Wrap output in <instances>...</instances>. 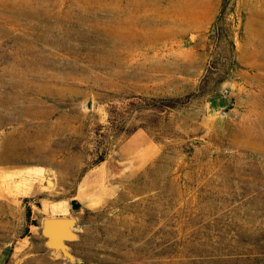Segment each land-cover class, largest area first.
Returning <instances> with one entry per match:
<instances>
[{
	"label": "rangeland",
	"instance_id": "rangeland-1",
	"mask_svg": "<svg viewBox=\"0 0 264 264\" xmlns=\"http://www.w3.org/2000/svg\"><path fill=\"white\" fill-rule=\"evenodd\" d=\"M136 130L159 156L99 192ZM0 264H264V0H0Z\"/></svg>",
	"mask_w": 264,
	"mask_h": 264
},
{
	"label": "crops",
	"instance_id": "crops-1",
	"mask_svg": "<svg viewBox=\"0 0 264 264\" xmlns=\"http://www.w3.org/2000/svg\"><path fill=\"white\" fill-rule=\"evenodd\" d=\"M228 103L229 99L221 94H217L211 98V104L215 107L224 106ZM159 154L160 147H158V143L152 139L148 132L144 130H136L131 133L118 147L117 154L115 156L113 155L108 158H104L97 165L100 173L103 174V177H106L105 179H99L98 191L101 192L103 188V190H106L109 194L110 190L115 191L120 186L124 188L126 185L129 188L130 182L125 180L129 178H125V175L128 174L131 169H139L146 166L150 162L154 161ZM119 174H122V179H118L115 176ZM121 193L124 194L123 191H121ZM106 200L110 204L109 195L106 197ZM55 215L59 216L66 214L57 213L47 216ZM5 246L6 244H3L1 249Z\"/></svg>",
	"mask_w": 264,
	"mask_h": 264
},
{
	"label": "water",
	"instance_id": "water-1",
	"mask_svg": "<svg viewBox=\"0 0 264 264\" xmlns=\"http://www.w3.org/2000/svg\"><path fill=\"white\" fill-rule=\"evenodd\" d=\"M77 217L75 215L44 216L40 225V232L44 236L43 243L50 248L52 254L60 252L69 260L79 258L70 250L69 241L78 237L76 230Z\"/></svg>",
	"mask_w": 264,
	"mask_h": 264
},
{
	"label": "trees",
	"instance_id": "trees-1",
	"mask_svg": "<svg viewBox=\"0 0 264 264\" xmlns=\"http://www.w3.org/2000/svg\"><path fill=\"white\" fill-rule=\"evenodd\" d=\"M173 102H178V100L177 99H171ZM163 106V105H162ZM73 207H72V209H78L79 208V202L77 201V200H73Z\"/></svg>",
	"mask_w": 264,
	"mask_h": 264
},
{
	"label": "built area",
	"instance_id": "built-area-1",
	"mask_svg": "<svg viewBox=\"0 0 264 264\" xmlns=\"http://www.w3.org/2000/svg\"><path fill=\"white\" fill-rule=\"evenodd\" d=\"M229 89L227 88V87H224L223 89H222V94H224V95H227L228 93H229Z\"/></svg>",
	"mask_w": 264,
	"mask_h": 264
}]
</instances>
